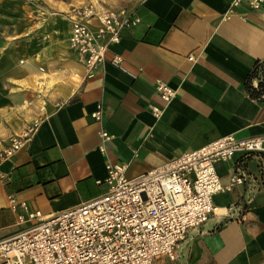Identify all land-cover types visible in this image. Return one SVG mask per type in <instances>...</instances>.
I'll use <instances>...</instances> for the list:
<instances>
[{
    "label": "crops",
    "instance_id": "obj_1",
    "mask_svg": "<svg viewBox=\"0 0 264 264\" xmlns=\"http://www.w3.org/2000/svg\"><path fill=\"white\" fill-rule=\"evenodd\" d=\"M232 1L124 0L129 21L119 42L87 73L68 48L64 16L19 14L18 2L0 0V150L38 123L30 142L0 163V240L35 222H18L25 212L10 196L46 218L103 194L107 165L126 164L133 178L224 136L264 138V95L244 90L264 81V64L250 74L264 62V9ZM158 80L175 90L169 102ZM261 161L264 152L218 162L223 185L242 164L253 192L216 193L227 213L190 230L175 259L153 264L264 263Z\"/></svg>",
    "mask_w": 264,
    "mask_h": 264
},
{
    "label": "built area",
    "instance_id": "obj_2",
    "mask_svg": "<svg viewBox=\"0 0 264 264\" xmlns=\"http://www.w3.org/2000/svg\"><path fill=\"white\" fill-rule=\"evenodd\" d=\"M242 1L254 10L264 9V0H233L232 5ZM65 18L70 25L68 48L91 73L104 62L108 46L119 42L129 14L124 6L84 2L71 4ZM120 61L117 54L111 58L115 66ZM155 90L165 102L175 95L160 80ZM159 110L153 107L156 115ZM37 125L33 121L11 137L9 145L0 150V163L30 142ZM262 152L264 138L228 135L133 178L126 176V164H110L100 182L107 187L103 194L46 218L10 196V206L19 205L25 212V216L18 215V222H35L0 240V264H153L163 256L175 259L178 243L190 230L201 228L212 215L227 213L214 204L216 193L234 186L253 192L251 177L242 164L232 170L226 185L220 182L216 164ZM262 175L261 161V183Z\"/></svg>",
    "mask_w": 264,
    "mask_h": 264
},
{
    "label": "rangeland",
    "instance_id": "obj_3",
    "mask_svg": "<svg viewBox=\"0 0 264 264\" xmlns=\"http://www.w3.org/2000/svg\"><path fill=\"white\" fill-rule=\"evenodd\" d=\"M18 7L19 14H31L44 18L54 16L60 22H64L62 17L66 16L67 8L71 4L91 2L104 7L116 8L122 6L124 0H14ZM36 19V18H34ZM78 78V77H77Z\"/></svg>",
    "mask_w": 264,
    "mask_h": 264
},
{
    "label": "trees",
    "instance_id": "obj_4",
    "mask_svg": "<svg viewBox=\"0 0 264 264\" xmlns=\"http://www.w3.org/2000/svg\"><path fill=\"white\" fill-rule=\"evenodd\" d=\"M259 64H264V62L258 63L256 62L254 64V67L252 68V72L250 74H253L256 72L257 66ZM244 90L245 92L252 98H256V99H262V95H264V81H262L259 84L258 88H252L250 87L247 83L244 84ZM262 184H264V175H262Z\"/></svg>",
    "mask_w": 264,
    "mask_h": 264
}]
</instances>
